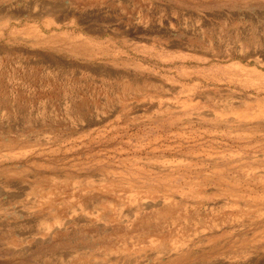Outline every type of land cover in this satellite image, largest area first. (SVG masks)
<instances>
[{
    "label": "rangeland",
    "instance_id": "374dc122",
    "mask_svg": "<svg viewBox=\"0 0 264 264\" xmlns=\"http://www.w3.org/2000/svg\"><path fill=\"white\" fill-rule=\"evenodd\" d=\"M0 264H264V0H0Z\"/></svg>",
    "mask_w": 264,
    "mask_h": 264
},
{
    "label": "bare ground",
    "instance_id": "6f19581e",
    "mask_svg": "<svg viewBox=\"0 0 264 264\" xmlns=\"http://www.w3.org/2000/svg\"><path fill=\"white\" fill-rule=\"evenodd\" d=\"M258 1V0H257ZM263 2V1H262ZM258 4V3H257ZM36 183V182H35ZM35 183H33L32 185H34ZM53 188V187H52ZM37 189H38V191L39 192H41V194H44V195H53L54 193L48 188L47 189V187H44V185L43 184H38V187H37ZM259 196V195H258ZM88 203V202H87ZM83 204H84V202H83ZM85 206V205H84ZM234 206V205H233ZM51 209V208H50ZM49 210V209H48ZM54 210V211H53ZM73 210V209H72ZM50 211V210H49ZM49 211H48V213H49ZM75 211H76V209H75ZM259 212V211H258ZM45 213V212H44ZM45 215V214H44ZM50 218L51 219H53L54 220V223H60L61 222V219L59 218V215H58V213H57V211L55 210V209H53L52 208V210H51V212H50ZM47 216V215H46ZM45 217V216H44ZM44 217H42V218H44ZM46 219V218H45ZM44 219V220H45ZM47 219H49V218H47ZM46 219V220H47ZM53 223V224H54ZM64 256H66V255H64Z\"/></svg>",
    "mask_w": 264,
    "mask_h": 264
}]
</instances>
